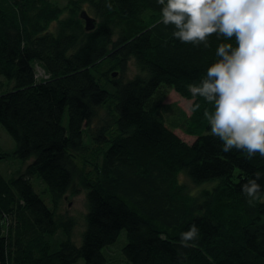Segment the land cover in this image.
Listing matches in <instances>:
<instances>
[{
  "label": "trees",
  "instance_id": "obj_1",
  "mask_svg": "<svg viewBox=\"0 0 264 264\" xmlns=\"http://www.w3.org/2000/svg\"><path fill=\"white\" fill-rule=\"evenodd\" d=\"M82 1L98 18L94 29H85ZM160 8L156 0H0V76L12 83L0 91V125L21 164L7 177L0 171V264H76L80 258L111 264L103 248L122 230L130 264H264V178L252 204L241 192L256 171L264 172V158L223 152L204 116L213 106L189 91L224 40L213 35L208 48L181 43L174 26L160 22ZM148 12L157 17L151 21ZM106 57L118 58L121 72L112 91L94 72ZM130 59L141 72L128 78ZM36 64L47 78L36 76ZM163 86L200 104L184 125L193 141L160 115ZM104 104L112 108L114 134L92 135L105 146L98 177L81 176L88 205L81 242H55L58 230L69 233L55 204L68 189L76 191L74 154ZM182 175L199 189L190 192ZM33 178L50 192L51 206ZM207 181L213 185L202 188ZM193 223L200 238L181 247L180 236Z\"/></svg>",
  "mask_w": 264,
  "mask_h": 264
},
{
  "label": "clouds",
  "instance_id": "obj_2",
  "mask_svg": "<svg viewBox=\"0 0 264 264\" xmlns=\"http://www.w3.org/2000/svg\"><path fill=\"white\" fill-rule=\"evenodd\" d=\"M156 2L160 22L174 26L173 36L181 43L208 48L211 36L223 38L206 75L190 84L189 91L213 106L204 116L210 133L222 141L223 152L235 149L249 160L257 154L264 158V0ZM190 108L197 111L200 104ZM262 178L264 172L256 171L241 185L249 204L260 197ZM199 238L200 229L193 223L181 234V247H194Z\"/></svg>",
  "mask_w": 264,
  "mask_h": 264
},
{
  "label": "rangeland",
  "instance_id": "obj_3",
  "mask_svg": "<svg viewBox=\"0 0 264 264\" xmlns=\"http://www.w3.org/2000/svg\"><path fill=\"white\" fill-rule=\"evenodd\" d=\"M59 4H64L66 0H55ZM81 10H86L92 17L96 18V25L98 24V18L90 10V6L86 2H81L78 11L79 14ZM149 13V12H148ZM150 14V13H149ZM150 20L153 21L157 16L149 15ZM84 23L85 20L83 19ZM150 21V22H151ZM109 50L111 47L109 46ZM118 58H102L95 63L94 72L99 77L102 85L113 90L112 82L121 76V72L118 69L117 65ZM36 76L38 78H47L44 70L41 66L37 64L34 65ZM141 71L135 64L133 59H130L127 63V68L125 69V77L131 78ZM12 83L9 82L6 78L0 76V91H7L11 89ZM165 92V98L163 100V106L160 110V115L165 120L167 125L173 127V130L181 136L183 140L188 142L193 141L196 135L191 134L186 131L184 128L185 122L191 117L190 105L192 99L181 96L177 91L172 87H162ZM109 105V106H108ZM101 105L96 109L95 115L89 124V126L84 130L83 138V149L80 153L74 154L73 167H74V185L76 191H73L72 188L68 189L66 193L61 195L55 204L57 212L61 215L64 223H67L69 226V233L64 234L62 230H58L52 237V239L61 241L65 238L72 239L75 243L79 244L81 242V233L85 226V214L87 211V203L85 199V188L81 185V176L87 179H95L99 175V163L101 158V150L104 148V144H97L92 138V135L99 132L102 129H105L106 136H112L114 134V126L112 125L113 111L110 104ZM66 123L67 113L64 114ZM189 123V122H188ZM15 149L14 140L8 135V133L0 125V153L8 156L4 157L0 161V171L4 174L5 177L10 175L12 172L16 171L20 166V161L13 157L12 152ZM8 152V154H5ZM183 176L184 182L187 183L189 191L194 193L199 188L195 184L191 183L186 176ZM34 186L37 188L38 192L41 193V196L47 200L50 204L49 199H51L50 192L45 189V186L39 181L38 178H33L32 180ZM202 188H209L213 185V182L207 181L201 183ZM201 188V189H202ZM48 204V205H49ZM51 206V204H50ZM126 232L122 230L113 244H109L103 248L105 255L108 257V260L111 264H130V262L122 254V248L126 244ZM76 264H84L83 259H78Z\"/></svg>",
  "mask_w": 264,
  "mask_h": 264
},
{
  "label": "water",
  "instance_id": "obj_4",
  "mask_svg": "<svg viewBox=\"0 0 264 264\" xmlns=\"http://www.w3.org/2000/svg\"><path fill=\"white\" fill-rule=\"evenodd\" d=\"M81 17L85 20V29L91 30L96 26V19L90 16L85 10H82L80 13Z\"/></svg>",
  "mask_w": 264,
  "mask_h": 264
}]
</instances>
